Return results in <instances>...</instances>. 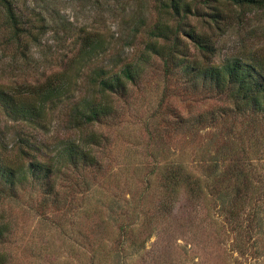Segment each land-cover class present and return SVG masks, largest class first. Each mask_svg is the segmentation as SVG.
I'll use <instances>...</instances> for the list:
<instances>
[{
	"label": "rangeland",
	"instance_id": "rangeland-1",
	"mask_svg": "<svg viewBox=\"0 0 264 264\" xmlns=\"http://www.w3.org/2000/svg\"><path fill=\"white\" fill-rule=\"evenodd\" d=\"M2 1L0 89L25 109L32 86L60 76L68 91L27 119L0 101V162L19 169L14 188L0 180V264H264V119L185 68L264 55V9L202 6L219 28L188 20L214 53L182 37L180 60L164 54L168 0H9L16 28ZM125 64L137 75L106 93L109 114L75 127L92 71Z\"/></svg>",
	"mask_w": 264,
	"mask_h": 264
},
{
	"label": "trees",
	"instance_id": "trees-1",
	"mask_svg": "<svg viewBox=\"0 0 264 264\" xmlns=\"http://www.w3.org/2000/svg\"><path fill=\"white\" fill-rule=\"evenodd\" d=\"M183 1V0H168L166 8L169 10V15L176 21L175 27L169 29L168 34L164 37L165 42L168 43V48L165 55H171L173 58L178 56L173 55L174 49L181 44L182 37L190 41L201 54L206 55L214 53L213 44H211L206 36L197 33L196 28L193 27L188 20L189 17L194 18H209L214 25L218 26V12L208 13L203 11L202 6L209 7L213 0H196ZM231 6L244 7L248 10L251 9H264V0H223ZM3 5L6 9L7 16L9 17L13 27L15 24V13L13 12L12 5L9 0H3ZM171 37V39L169 38ZM83 50L89 52L94 47L93 41L87 39ZM156 49L155 52L163 53L162 48ZM164 49V48H163ZM89 50V51H88ZM160 50V51H158ZM163 54V55H164ZM174 56V57H173ZM187 73L194 72L193 80L201 79L202 83H209L213 85L218 93L226 95L232 105L234 112L239 115H256L264 119V55L252 56L249 58L232 57L222 64H208L206 66H186ZM106 69L99 68L92 71L90 75V83L93 89H97L98 96H84L79 98L73 103L71 111V120L75 127H80L83 124H90L101 120L106 117L110 112L109 102L106 98V93H119L124 94L125 84L127 81H134L137 72L134 71L132 65L125 64L122 70L118 73H112L105 71ZM63 77H57L53 80H47L46 82L37 86L25 90L29 95L36 97V102L33 106L27 109L19 107L16 103L12 102V99L6 96V93L0 89V101L6 107L10 108V111L16 113L19 118L25 119L27 115L30 117H38L45 107L46 102L50 100L53 95L62 94L64 91H68L67 83L62 79ZM99 98L100 100L98 101ZM108 102V103H107ZM3 105V106H4ZM17 108H16V107ZM29 111V112H28ZM232 114V113H231ZM27 119V118H26ZM71 163L81 162L80 159H87L85 153L77 156V151L70 150ZM72 160V161H71ZM32 162V161H31ZM88 163V160H86ZM85 164V163H84ZM89 164V163H88ZM44 170V172H43ZM19 169H12L10 166H5L0 162V180L2 183L8 185L10 188H14L16 184V176ZM28 171L36 179L49 178L51 169L45 168L36 161L30 163ZM231 168L226 172H230ZM47 182V181H46Z\"/></svg>",
	"mask_w": 264,
	"mask_h": 264
}]
</instances>
